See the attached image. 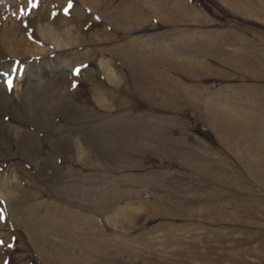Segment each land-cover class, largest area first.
Instances as JSON below:
<instances>
[{
    "label": "rangeland",
    "instance_id": "obj_1",
    "mask_svg": "<svg viewBox=\"0 0 264 264\" xmlns=\"http://www.w3.org/2000/svg\"><path fill=\"white\" fill-rule=\"evenodd\" d=\"M68 4L0 0V264H264V0Z\"/></svg>",
    "mask_w": 264,
    "mask_h": 264
},
{
    "label": "snow or ice",
    "instance_id": "obj_2",
    "mask_svg": "<svg viewBox=\"0 0 264 264\" xmlns=\"http://www.w3.org/2000/svg\"><path fill=\"white\" fill-rule=\"evenodd\" d=\"M33 6H34V5H33ZM71 6H72V4H71V0H69L68 7L70 8ZM65 12H67V8L65 9ZM75 72L78 73V72H79V69H76ZM5 75H7V74H5ZM7 83L9 84V86H11V84H12V79H11V77H9ZM74 86H75V85H74ZM3 219H4V217H3L2 213H0V220H3ZM0 243H3V242L0 241ZM9 246H11V245H9Z\"/></svg>",
    "mask_w": 264,
    "mask_h": 264
}]
</instances>
